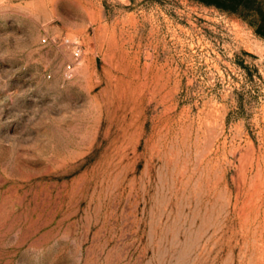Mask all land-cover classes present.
I'll return each instance as SVG.
<instances>
[{
  "label": "rangeland",
  "instance_id": "obj_1",
  "mask_svg": "<svg viewBox=\"0 0 264 264\" xmlns=\"http://www.w3.org/2000/svg\"><path fill=\"white\" fill-rule=\"evenodd\" d=\"M0 264H264V38L195 0H0Z\"/></svg>",
  "mask_w": 264,
  "mask_h": 264
},
{
  "label": "trees",
  "instance_id": "obj_2",
  "mask_svg": "<svg viewBox=\"0 0 264 264\" xmlns=\"http://www.w3.org/2000/svg\"><path fill=\"white\" fill-rule=\"evenodd\" d=\"M223 11L237 12L264 38V1L262 0H195Z\"/></svg>",
  "mask_w": 264,
  "mask_h": 264
},
{
  "label": "built area",
  "instance_id": "obj_3",
  "mask_svg": "<svg viewBox=\"0 0 264 264\" xmlns=\"http://www.w3.org/2000/svg\"><path fill=\"white\" fill-rule=\"evenodd\" d=\"M63 42L67 44L70 47L71 50V60L66 63L64 68V73L66 77H71L72 73L76 67V65L79 63V59L82 55V45L78 38H64Z\"/></svg>",
  "mask_w": 264,
  "mask_h": 264
}]
</instances>
